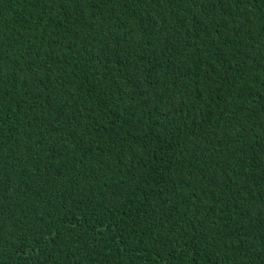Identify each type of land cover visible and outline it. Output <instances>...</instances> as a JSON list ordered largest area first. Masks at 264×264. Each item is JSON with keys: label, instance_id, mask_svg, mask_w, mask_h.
<instances>
[{"label": "trees", "instance_id": "1", "mask_svg": "<svg viewBox=\"0 0 264 264\" xmlns=\"http://www.w3.org/2000/svg\"><path fill=\"white\" fill-rule=\"evenodd\" d=\"M0 264H264V0H0Z\"/></svg>", "mask_w": 264, "mask_h": 264}]
</instances>
